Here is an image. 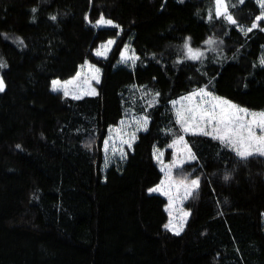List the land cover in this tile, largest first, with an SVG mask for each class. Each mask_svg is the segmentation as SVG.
Segmentation results:
<instances>
[{"label":"trees","instance_id":"1","mask_svg":"<svg viewBox=\"0 0 264 264\" xmlns=\"http://www.w3.org/2000/svg\"><path fill=\"white\" fill-rule=\"evenodd\" d=\"M225 2L237 24L216 0H0V264H264V155L188 134L196 159L177 175L201 183L179 234L165 228L169 199L149 191L163 177L155 148L181 132L175 98L207 87L264 109V21L241 31L262 8ZM103 16L118 26H97ZM113 36L110 56L96 55ZM208 38L214 48L186 58L188 41ZM127 43L135 66L119 63ZM86 59L102 67L97 94L52 89ZM142 87L157 99L148 127L107 162L110 128Z\"/></svg>","mask_w":264,"mask_h":264},{"label":"rangeland","instance_id":"2","mask_svg":"<svg viewBox=\"0 0 264 264\" xmlns=\"http://www.w3.org/2000/svg\"><path fill=\"white\" fill-rule=\"evenodd\" d=\"M262 12H264V9H262L261 14ZM103 18L105 20L112 21V24H102V25L97 24V26L99 27H117L118 26L116 24V21L110 18L104 17V16ZM262 20L264 21V19ZM108 41L114 42L109 45L110 51H107V55H106V57H109L117 41V37L115 36L105 41H102L99 44V46L96 47L95 53H96V50L100 48L101 45L106 44ZM209 41H212V43H209ZM209 44H212V45L209 47ZM216 45L217 43L215 42V39L213 38H208L205 44L199 47L193 46L191 42L188 41L185 47L186 52H187L186 58L191 59V60H196V59L191 58L193 53L198 54L199 58H202L204 55L207 54V52L210 49L214 48ZM189 48H191L193 51L189 52ZM101 51H104V49H101ZM122 54L124 55L125 58L130 57L131 59H127V61L125 62V60L122 59ZM99 57L106 58L105 56H99ZM137 61H138V54L134 46L132 45V43H127L121 52L119 63L130 65V66H135ZM86 62L88 65H94L95 68L100 69V73H99L100 79L98 82L100 83L102 79V67L99 64L91 61L90 59H86L81 64V66H84ZM81 66L79 67V70H78L79 72H81L80 77L75 81L74 84L68 85V90L70 93L69 96L74 97V96L79 95L81 97H84V96H87L88 95L87 93L90 92L92 89L95 90L96 94L98 92V83L95 79H92V74H93L92 70H89L87 67L82 69ZM76 73L68 78L56 77L53 79V81L54 80H59L61 82L68 81L72 79L73 77H75ZM0 79H2L3 84L5 86L2 72H0ZM201 89H204V93H201L195 96L193 95V93H200ZM54 91L64 92L62 89L54 90ZM205 93H210L211 95L209 96V95H206ZM139 95H140V98L137 99V101H134L131 105L127 106L125 110V115L121 119L119 124L110 128L109 134L104 141V154L106 156L107 162H111L112 160L117 159V158H124L126 156L128 149H130L133 143L136 141L138 133L141 130H146L148 127V122L150 119H149V116L147 115V110L150 107L157 104V99L153 97L152 94L149 93L145 87H142L141 89H139ZM216 98H219V100L230 101L231 104L236 105L238 109H247L248 113L259 114V113L264 112V109H251V108L242 106L238 104L237 102L225 96H221L219 94L212 92L207 87L197 89L195 91L186 93L178 98H175L170 104L174 111L176 121L179 119L177 114L180 113L182 114L184 119L187 121L188 125L192 127H196L197 125H200V126H203L206 131H212L213 128H219L220 134L223 135L224 133L223 124H217L216 121H213L212 123H207L206 120L201 121L200 119V116L203 113L213 111L211 107V105L213 104L217 105V107L215 108V115L217 116V119H222L224 115H227L234 111L233 109L228 108V106L220 104L219 100H217ZM222 110H223V113H222ZM236 114L243 115L238 112ZM145 117L147 118L146 127H145V122L143 119ZM259 119H260L259 116L254 118L252 115H244L243 121L237 122L236 124L232 125V128L234 130L239 129L238 134L234 135L233 139L240 140L241 138H246L248 136L247 127L240 128L239 127L240 123L251 125L252 131L254 132L255 137L259 138L260 136L264 135V131H261V129L257 127L259 123ZM177 124L181 132L176 135L175 139L172 140L170 145L167 147L157 146L155 148V156L159 163L160 168L163 171V177L159 183L155 184L150 189L157 188L159 186L162 190L161 191H150L149 189V191L152 193L162 194L169 199V203L167 205V212H168L169 218L166 224H169L171 222L172 228H167V229L175 233H177V230H178L179 233H181L185 230L188 224V221L192 215V210L186 205V203L189 200V198L193 195L195 190L199 187L201 183V178L197 176L193 178L183 179L177 175L178 169L184 166L185 163L192 162L196 159V153L191 147L188 141V137H187L188 134H193V133L191 131L186 132L184 130L185 125L183 123L177 122ZM214 135H210V136L214 137ZM181 136H183L184 138L183 142H178L175 144V146H172L173 142L178 141L179 137ZM125 141H127V143H125ZM105 142H107V148L105 147ZM222 143L234 149V146L231 143H225V142H222ZM259 146L260 145L257 140H253L249 142L247 141V139L244 140V143L242 145V147H246L249 150H253ZM253 154H259V153L253 152ZM190 155H194L195 159H190L189 158ZM174 164L179 165V166H173ZM192 180H198L199 181L198 186H193L191 184ZM165 192H167L168 194L165 195L164 194Z\"/></svg>","mask_w":264,"mask_h":264},{"label":"snow or ice","instance_id":"3","mask_svg":"<svg viewBox=\"0 0 264 264\" xmlns=\"http://www.w3.org/2000/svg\"><path fill=\"white\" fill-rule=\"evenodd\" d=\"M244 0H240V3H243ZM257 2L261 5V8L264 9V0H257ZM216 15L217 16H224L225 19L231 23V24H237L236 19L233 18V16L228 12V8L227 5L225 4L224 0H216ZM53 19H55V17H53ZM262 19H264V12H262V14L260 16L255 17V21L254 23H252L251 27L244 29L241 28V31L245 33V35L248 32H251L253 29L257 28L258 22L261 21ZM98 25H102V24H112V21L109 20H105L103 17H101L97 22ZM264 30V29H262ZM114 43L113 41H108L106 44H103L100 46V48H98L96 50V55L98 56H105L107 55V51H110L109 45ZM209 43H212V41H209ZM101 49H104V51H101ZM193 50L191 48H189V52H192ZM193 59H198L199 55L196 53H193L192 57ZM122 59L125 60V62L127 61V59H131L130 57L125 58L124 55L122 54ZM262 64H264V60L261 61ZM82 69L87 67L89 70H92L93 74H92V79H95L97 81V83L99 82L100 76V69L95 68L94 65H88L87 62L84 66H81ZM81 72H77L76 76L73 77L72 79L68 80V81H64L61 82L59 80H54L52 81V88L53 90H63L64 91V95L68 96L69 90H68V85H72L75 83V81L80 77ZM4 89V84L2 79H0V91H3ZM201 93H204V89L200 90V93H193V95H199ZM88 95H95L96 92L94 89H92L90 92L87 93ZM206 95H211L210 93H205ZM159 95V94H157ZM75 99H80L81 96L77 95L74 96ZM217 100H219V98H216ZM175 103V102H174ZM220 104L226 105L228 106V108L233 109L234 111L224 115L222 119H217V116L215 115V108L217 107V105L213 104L211 105L213 111L211 112H205L200 116L201 121H207V123H212L213 121H216L217 124H223L224 125V133L223 135L220 134V129L219 128H213L212 131H206L205 128L203 126L197 125L196 127H192L190 125L187 124V121L184 119V117L182 116V114L178 113V117L179 119L177 120L178 123H183L185 125L184 130L186 132L191 131L194 135L195 134H203V135H214V138L216 139H220L222 142L225 143H231L234 146V150L236 151L237 155L240 156L241 158H247L248 156L253 155V152L259 153L261 155H264V135L260 136L259 138L255 137L254 132L252 131L251 125H246L244 123H240L239 127L240 128H245L247 127L248 129V136L246 138H241L240 140H236L233 139L234 135H237L239 132V129L234 130L232 128V125L236 124L237 122L243 121L244 115H252L254 118L259 116V123L257 125V127H259L261 129V131H264V112L262 113H248L247 109H238L236 105L231 104L230 101L227 100H219ZM241 113L243 115H237L236 113ZM223 113V110H222ZM144 122H145V127L147 124V118H143ZM139 123V122H138ZM134 138V136H133ZM247 139V141L251 142L253 140H257L259 143V147H256L253 150H249L246 147H242L244 140ZM184 138L183 136L179 137L178 141H174L172 146H175L176 143L178 142H183ZM125 143H127V141H125ZM130 146V145H129ZM105 147L107 148V142H105ZM190 159H195L194 155H190L189 156ZM173 166H179L174 164ZM167 167V166H166ZM170 170V169H169ZM227 179V177H226ZM191 184L193 186H198L199 181L198 180H192ZM162 189L158 186L157 188H153L150 189V191H161ZM165 195H167L168 193L165 192ZM187 215V214H185ZM165 228H172L171 222L169 224L165 225ZM175 230V229H173ZM177 234H179V231L177 230Z\"/></svg>","mask_w":264,"mask_h":264}]
</instances>
